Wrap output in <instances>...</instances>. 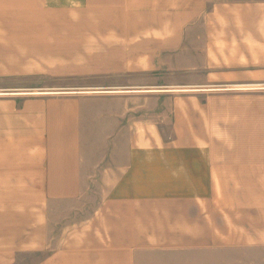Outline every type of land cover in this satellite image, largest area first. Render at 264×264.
I'll use <instances>...</instances> for the list:
<instances>
[{
    "label": "crops",
    "instance_id": "obj_1",
    "mask_svg": "<svg viewBox=\"0 0 264 264\" xmlns=\"http://www.w3.org/2000/svg\"><path fill=\"white\" fill-rule=\"evenodd\" d=\"M0 264H264V0H0Z\"/></svg>",
    "mask_w": 264,
    "mask_h": 264
},
{
    "label": "built area",
    "instance_id": "obj_2",
    "mask_svg": "<svg viewBox=\"0 0 264 264\" xmlns=\"http://www.w3.org/2000/svg\"><path fill=\"white\" fill-rule=\"evenodd\" d=\"M257 86V87H256ZM259 85H249V88H258ZM240 88V87H239Z\"/></svg>",
    "mask_w": 264,
    "mask_h": 264
}]
</instances>
